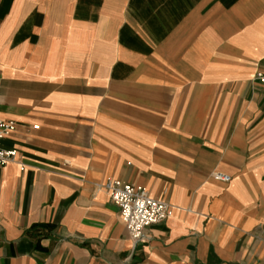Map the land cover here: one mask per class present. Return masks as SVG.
<instances>
[{"label":"crops","instance_id":"obj_1","mask_svg":"<svg viewBox=\"0 0 264 264\" xmlns=\"http://www.w3.org/2000/svg\"><path fill=\"white\" fill-rule=\"evenodd\" d=\"M258 69L264 0H0V264H264ZM107 178L172 215L133 241Z\"/></svg>","mask_w":264,"mask_h":264},{"label":"built area","instance_id":"obj_2","mask_svg":"<svg viewBox=\"0 0 264 264\" xmlns=\"http://www.w3.org/2000/svg\"><path fill=\"white\" fill-rule=\"evenodd\" d=\"M254 80L264 84V69H258ZM14 124L11 120L0 119V165L12 160L16 151L2 146V139L12 130ZM212 177L227 181L229 176L220 172H213ZM110 199L118 206L120 218L133 241L144 237L145 229L160 222L173 213V206L162 199L148 194L145 187L123 182L116 178H107L102 184Z\"/></svg>","mask_w":264,"mask_h":264}]
</instances>
